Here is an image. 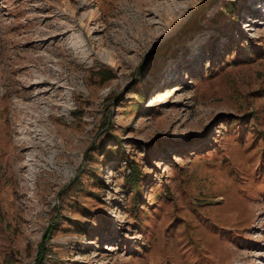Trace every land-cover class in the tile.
Returning <instances> with one entry per match:
<instances>
[{"label": "rangeland", "instance_id": "obj_1", "mask_svg": "<svg viewBox=\"0 0 264 264\" xmlns=\"http://www.w3.org/2000/svg\"><path fill=\"white\" fill-rule=\"evenodd\" d=\"M42 249L264 264V0H0V264Z\"/></svg>", "mask_w": 264, "mask_h": 264}, {"label": "trees", "instance_id": "obj_2", "mask_svg": "<svg viewBox=\"0 0 264 264\" xmlns=\"http://www.w3.org/2000/svg\"><path fill=\"white\" fill-rule=\"evenodd\" d=\"M108 73L109 70H108ZM110 75V74H109ZM127 183L130 185L132 191L138 190V176H137V170L135 168H132L128 176L126 177ZM5 264H12L10 259L5 260Z\"/></svg>", "mask_w": 264, "mask_h": 264}, {"label": "water", "instance_id": "obj_3", "mask_svg": "<svg viewBox=\"0 0 264 264\" xmlns=\"http://www.w3.org/2000/svg\"><path fill=\"white\" fill-rule=\"evenodd\" d=\"M42 256H43V249L41 250L40 257H39V259H38L36 264H40V262L42 260Z\"/></svg>", "mask_w": 264, "mask_h": 264}]
</instances>
